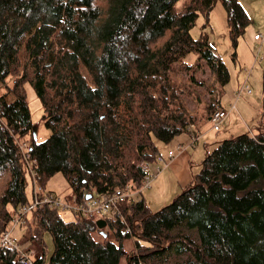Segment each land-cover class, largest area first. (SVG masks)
Returning <instances> with one entry per match:
<instances>
[{
  "label": "trees",
  "instance_id": "16d2710c",
  "mask_svg": "<svg viewBox=\"0 0 264 264\" xmlns=\"http://www.w3.org/2000/svg\"><path fill=\"white\" fill-rule=\"evenodd\" d=\"M218 1L235 48L250 24L238 0H0V233L28 203L18 146L26 137L42 187L61 173L75 195L137 191L118 203L131 234L120 219L99 229L97 218L68 222L55 209H34L24 236L34 264L46 259L45 232L48 264H264V121L217 142L193 182L158 211L133 199L145 177L140 164L159 157L157 142L221 107L217 94L230 76L205 31ZM199 14L205 23L193 38ZM189 53L198 55L193 64L183 61ZM199 61L211 74L207 99L194 75ZM25 82L50 132L39 143ZM200 99L205 113L193 120L189 102ZM0 264L20 258L0 248Z\"/></svg>",
  "mask_w": 264,
  "mask_h": 264
},
{
  "label": "rangeland",
  "instance_id": "374dc122",
  "mask_svg": "<svg viewBox=\"0 0 264 264\" xmlns=\"http://www.w3.org/2000/svg\"><path fill=\"white\" fill-rule=\"evenodd\" d=\"M208 16V27H206L205 29L209 39L208 43L212 45L216 56H218L227 67L230 76L229 81H227L225 85L223 84V86L219 88V93L217 94L219 95L218 98L221 100V103L224 106L228 105L226 109L230 110L229 117L227 121H225L226 123H223L220 128V130H222L223 132L227 130V132L223 134L225 135V137L221 139L223 140L250 131L252 129L250 126L257 121H260V118L262 117V99L264 97L262 92V77L264 75V46H262L261 50L258 53L257 63L251 68L254 56L256 54L255 51H257L256 42L255 46L253 42V48H251L253 50H249L251 46V35H249V33L247 34V31L243 32V35L239 39L237 46L234 48L229 37L228 25L226 21V11L221 2L218 1L215 4L210 12V15ZM204 23V16L202 14H199L195 25L191 28L190 31L193 38L199 37ZM197 58V54L189 53L185 56L183 61L188 64H193L197 61ZM244 68H248V70H244ZM248 71L249 75L246 79ZM194 75L196 77V81H199L202 84L199 86V90L202 94L206 92V94L204 95V99H207L210 96L208 93L207 84L210 82L211 74L203 61H199V66L196 68ZM245 79L246 84L251 89V93L242 92L238 96L237 93L239 92ZM24 90L31 115L30 117L35 129V139L39 143L45 140L49 136L50 132L45 128L41 120V116L43 113L42 105L29 82L24 83ZM204 106V100L202 99H200L199 103H195L193 101L189 102L190 113L195 116L193 120L205 113ZM232 106H234L233 109ZM201 120L203 119H200L199 121ZM245 124H248V127H246ZM227 134L228 136H226ZM23 142L28 144L29 137H26L24 140L22 139L20 143ZM171 150L173 152H176L175 148ZM154 163L155 162L151 164ZM25 178L27 183L25 187V195L28 203L30 204L33 199L32 196L34 185L29 174H26ZM152 180L153 177L151 181ZM44 183L45 191L52 192L62 198L68 197L72 193L66 179L61 173L54 174ZM160 185L162 184L157 182V179L155 178L152 181L151 185L149 184L148 186L142 188L140 194L135 196L133 199L138 200L142 197L144 198L150 211H158L160 208L169 204L174 199V197L169 198L168 196L169 185H162L163 187ZM58 214L62 219L68 222L74 219V215L70 213L69 210L58 211ZM31 219L32 214L28 212V222L31 221ZM8 229H11V226H9ZM26 231V225L18 224L11 233V238L16 244H18L21 250H26L29 248V243L24 240ZM94 237L95 239H99V236L96 234L94 235ZM43 244L45 248L44 250H46V259L43 264H48V258L53 250V242L49 232H45L43 234ZM123 244L126 249L130 250L133 246V239H125ZM32 250L34 249L32 248ZM121 264H126V260L122 258Z\"/></svg>",
  "mask_w": 264,
  "mask_h": 264
},
{
  "label": "built area",
  "instance_id": "2783aa9c",
  "mask_svg": "<svg viewBox=\"0 0 264 264\" xmlns=\"http://www.w3.org/2000/svg\"><path fill=\"white\" fill-rule=\"evenodd\" d=\"M254 41H256L257 44V51L254 56L253 64L257 63L258 59V53L261 50L262 46H264V31L256 33L254 35ZM252 68V66H251ZM244 70H248V68H244ZM249 75V71L246 75V79ZM246 79L244 83L242 84L239 92L237 95L239 96L240 93L246 92L251 93V89L246 84ZM234 106H232V109ZM228 115V112L223 107H216L214 112L212 113L210 120L211 125L214 130H219L222 126V124L225 122V119ZM21 142V141H20ZM18 142V146L21 152V155L23 157V161L25 162L26 167V174H29L33 185V199L32 202L29 204L22 206L17 210V213L13 217V219L7 224V228L5 231L0 233V248H11L15 250L18 254V257L20 258V264H34V250L26 249L21 250L14 242V240L11 238L12 230L16 227L18 224L26 225L28 224L27 220V214L33 213L34 209L40 207V206H47L50 209H55L57 211H68L72 213L74 216H81L84 218H102V219H110V220H116L120 219L122 223L124 224L123 231L126 233L131 234L132 230L127 225L125 218L123 217L119 202L128 198H131L134 193L137 191H133L130 188H116L110 193H105L101 195H94L88 198V194L83 190L80 195H75L71 193L70 196L62 198L60 196L55 195L52 192H48L44 190V187H42L38 183V175L33 170L32 165L36 164L35 159H31L28 153V144L23 142ZM181 146L178 148L180 149ZM173 152L169 151L168 156L169 158L173 157ZM140 167L142 171L145 173V177L143 179V186L142 188L148 186L150 184V181L153 177V175L150 173V162H142L140 164ZM32 221V219H31ZM11 226V229H8V227Z\"/></svg>",
  "mask_w": 264,
  "mask_h": 264
},
{
  "label": "crops",
  "instance_id": "0c3cea01",
  "mask_svg": "<svg viewBox=\"0 0 264 264\" xmlns=\"http://www.w3.org/2000/svg\"><path fill=\"white\" fill-rule=\"evenodd\" d=\"M238 1L243 6L250 18V24L248 27H246L245 31H247V34L249 33V35H251V46L249 48L251 51L253 50L251 49L253 48V42L254 46L256 42L253 41L255 40L254 35L264 31V0H244V2L243 0ZM254 65H252V67ZM220 105L224 109L228 107V105L224 106L221 103V100ZM226 110L228 115L225 121H227L230 111L229 109ZM263 121L264 120L261 117L260 121L252 124L250 126L252 129L247 132H256L257 128ZM211 123L210 117L201 121H195L194 123L190 124V127L186 132H183L175 138H172L169 143L164 144L157 142L160 154L154 164L150 163V173L153 175V180L156 178L157 182L160 184L169 185V198L177 196V194L182 191V189L193 182V176L199 171L201 162L205 158L206 154L215 147L217 142L225 137L223 134L226 133L227 130L225 132L220 129L213 130L211 128ZM245 125L248 127V124ZM228 134L226 136H228ZM180 146L181 148L178 149ZM173 148L176 149V152L171 150ZM169 151H172L174 154L171 158L168 156ZM152 181L150 182V185Z\"/></svg>",
  "mask_w": 264,
  "mask_h": 264
},
{
  "label": "water",
  "instance_id": "95a60500",
  "mask_svg": "<svg viewBox=\"0 0 264 264\" xmlns=\"http://www.w3.org/2000/svg\"><path fill=\"white\" fill-rule=\"evenodd\" d=\"M33 135H34V137H35V129H33ZM87 197L90 198L91 195H88ZM95 221H96V226H97L99 229H103V228L106 227V221H105L104 219L99 218V219H97V220H95Z\"/></svg>",
  "mask_w": 264,
  "mask_h": 264
}]
</instances>
